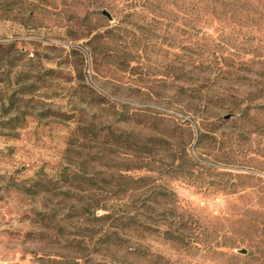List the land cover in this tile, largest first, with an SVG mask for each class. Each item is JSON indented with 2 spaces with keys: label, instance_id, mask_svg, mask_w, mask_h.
<instances>
[{
  "label": "rangeland",
  "instance_id": "374dc122",
  "mask_svg": "<svg viewBox=\"0 0 264 264\" xmlns=\"http://www.w3.org/2000/svg\"><path fill=\"white\" fill-rule=\"evenodd\" d=\"M101 119L169 137V156L141 162L103 126L97 141L79 129ZM186 153L192 177L171 176ZM77 172L97 184L75 188ZM120 175L148 186L122 193ZM79 199L157 229L94 260L264 264V0H0V264L69 257L63 239L88 241L92 225ZM169 227L182 243L158 232Z\"/></svg>",
  "mask_w": 264,
  "mask_h": 264
},
{
  "label": "trees",
  "instance_id": "16d2710c",
  "mask_svg": "<svg viewBox=\"0 0 264 264\" xmlns=\"http://www.w3.org/2000/svg\"><path fill=\"white\" fill-rule=\"evenodd\" d=\"M62 116V114L60 115ZM118 121H125L130 118L128 113H123L122 111L117 113ZM135 122L143 127H146L147 120L137 119L135 117ZM145 121V122H144ZM103 126L106 130L108 137L112 138L109 141L110 146L115 148H120L126 155H131L139 158L141 162L145 159L154 160V158L169 156L171 144L168 138L154 137V136H144L140 133H134L133 131H127L123 127L117 125L116 123H110L108 121L100 120L97 124L96 122L90 120L83 127H79L80 130L89 132L92 134L93 141H97L99 132L95 129H101ZM103 129V128H102ZM177 159V164L170 168L168 172L171 176L177 175L182 178L190 179L192 177V172L197 165V162L191 159V157L186 153L185 156L176 157L172 154L171 165L174 164ZM149 163V161H148ZM67 177V175H65ZM64 177V176H63ZM121 178L116 179L114 186L118 188V191L126 192L127 190H133L141 187L148 186L146 183L147 177H134L131 175H120ZM71 179L75 182L77 181L75 188H80L81 184H86L89 188L95 186L97 181L94 178H84L78 172L73 173ZM39 189L44 192L53 190V188L59 187V182L52 181L50 179H40L34 182ZM71 184H74L71 182ZM153 197L149 200L153 202H159L162 198L169 200V195L165 191H154ZM77 201L78 204H73L71 206L72 210L76 214H86L91 217V227L85 228L87 232L86 236L88 241H83L81 238H74L69 240L68 238L63 239L69 247H72V254L69 257H61L60 259H52L48 261V264H112L107 261H97L93 258V251H98L105 249L108 252L122 249L124 242L127 238H135L136 235L149 236L154 234L157 229L148 225L145 221H141L136 214L130 213L129 211L120 215H114L113 213H107L103 216H96L95 210L92 208L100 205L99 201L96 200L94 203H87L86 201ZM172 201V199H171ZM106 206V205H102ZM106 208V207H105ZM37 216L43 222V224H50L53 220L50 213L38 212ZM99 224V225H98ZM105 224H108L104 227ZM99 226V228H95ZM61 231V227L59 230ZM158 232L163 234L164 239L169 240L173 243H182L184 241L183 234L179 232L178 229L169 227L163 231L158 229ZM60 233V232H59ZM60 237L63 238L62 233ZM92 246V248H90ZM99 248V249H98ZM128 247H126L127 249ZM131 254L137 253L138 249L135 248ZM82 259V260H81Z\"/></svg>",
  "mask_w": 264,
  "mask_h": 264
},
{
  "label": "water",
  "instance_id": "95a60500",
  "mask_svg": "<svg viewBox=\"0 0 264 264\" xmlns=\"http://www.w3.org/2000/svg\"><path fill=\"white\" fill-rule=\"evenodd\" d=\"M102 14L105 15L107 18L110 19V15L105 10L102 11ZM229 117H230V115H226L224 118L227 119ZM241 253H245V251L244 250H241Z\"/></svg>",
  "mask_w": 264,
  "mask_h": 264
}]
</instances>
